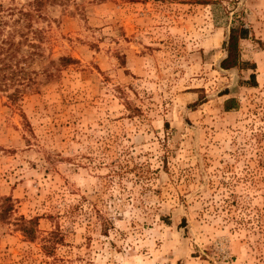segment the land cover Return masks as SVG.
<instances>
[{"label":"rangeland","instance_id":"obj_1","mask_svg":"<svg viewBox=\"0 0 264 264\" xmlns=\"http://www.w3.org/2000/svg\"><path fill=\"white\" fill-rule=\"evenodd\" d=\"M0 7L33 79L0 89V264H264V0Z\"/></svg>","mask_w":264,"mask_h":264},{"label":"trees","instance_id":"obj_2","mask_svg":"<svg viewBox=\"0 0 264 264\" xmlns=\"http://www.w3.org/2000/svg\"><path fill=\"white\" fill-rule=\"evenodd\" d=\"M41 5H42L41 1L36 2L37 8L40 7ZM2 12H3L2 7H0V57L2 56V58H0V89H6L9 86L6 83L7 80H9L12 83V85L16 84L14 92L9 95L11 99L15 100L17 97L20 96L21 91L17 88V86L23 85L22 81H24L23 77L25 76V74L26 75L28 74L27 81L29 83H32L33 79L31 78V75L28 72V70L23 68L20 62L15 61L18 50H19L20 42H18L17 44L14 43L13 34L17 33L18 29H16L14 26L12 31H5V27L8 25L9 22L4 20V16ZM17 14H18L17 19H14L12 21L13 25L20 24L21 21L22 23L24 21H29V18L31 17L29 12H24L22 9L18 11ZM32 34L35 35V37L37 36V34L33 32ZM247 37H248V30L246 29V27H244V25L232 26L230 28L228 40L224 48L226 52V57L220 63V67L222 69L229 70V69L238 67L240 64L242 65L247 64V63H242L240 61V56H239V41L247 39ZM29 46L33 48H38L36 44L30 43V42H29ZM11 61H13V63H11ZM72 62H74V60L70 58H60L58 60V65L66 66L68 63H72ZM50 63L53 64V62H50ZM47 72H48L47 68L43 69V73L49 76V72L48 73ZM250 80H252V82H255L254 75H250ZM234 102L236 101L230 100L227 102V105L231 106L230 104ZM232 108L233 107H227V110L229 111ZM257 181H255V183ZM5 200H8V199H5ZM3 202H6V201H3ZM0 208H1L0 218L5 219L6 218L5 213L8 210V207L4 208L2 205ZM256 211H257V215L254 221L255 223L254 232L261 234L263 236L264 235V206L261 208H257ZM22 222L24 224H21L20 231H22L23 234H25V236L33 235V229L30 227V222H26L24 220H22Z\"/></svg>","mask_w":264,"mask_h":264}]
</instances>
